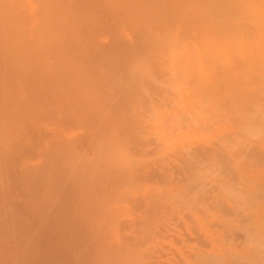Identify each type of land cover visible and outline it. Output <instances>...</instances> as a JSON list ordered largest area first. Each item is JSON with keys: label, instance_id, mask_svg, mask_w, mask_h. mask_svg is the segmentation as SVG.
<instances>
[{"label": "bare ground", "instance_id": "1", "mask_svg": "<svg viewBox=\"0 0 264 264\" xmlns=\"http://www.w3.org/2000/svg\"><path fill=\"white\" fill-rule=\"evenodd\" d=\"M0 264H264V0H0Z\"/></svg>", "mask_w": 264, "mask_h": 264}]
</instances>
